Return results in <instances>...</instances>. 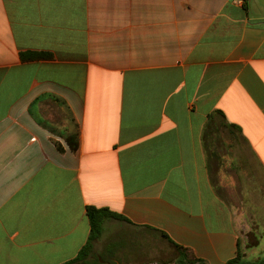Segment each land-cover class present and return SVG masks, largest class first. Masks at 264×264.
I'll return each mask as SVG.
<instances>
[{
  "label": "crops",
  "instance_id": "crops-1",
  "mask_svg": "<svg viewBox=\"0 0 264 264\" xmlns=\"http://www.w3.org/2000/svg\"><path fill=\"white\" fill-rule=\"evenodd\" d=\"M243 147L264 170V0H0V264H227ZM88 206L131 235L78 259Z\"/></svg>",
  "mask_w": 264,
  "mask_h": 264
},
{
  "label": "rangeland",
  "instance_id": "rangeland-1",
  "mask_svg": "<svg viewBox=\"0 0 264 264\" xmlns=\"http://www.w3.org/2000/svg\"><path fill=\"white\" fill-rule=\"evenodd\" d=\"M239 145L247 144L242 141ZM235 158L237 174L233 173V176L242 179V184L247 187L248 191L244 193L249 194V196L242 199V205L239 199L227 200L235 206L238 213L245 212L244 221L238 225L237 232L241 239L242 257L244 258L245 249L250 248L249 262L254 263L256 258L264 260V170L252 157L247 147L236 151ZM228 178H230L229 175ZM125 226L122 222L110 224L104 237L109 239L131 235V231L125 229ZM258 240H260L259 246L254 247ZM174 256L173 252L164 249L162 264H177L174 261Z\"/></svg>",
  "mask_w": 264,
  "mask_h": 264
},
{
  "label": "trees",
  "instance_id": "trees-1",
  "mask_svg": "<svg viewBox=\"0 0 264 264\" xmlns=\"http://www.w3.org/2000/svg\"><path fill=\"white\" fill-rule=\"evenodd\" d=\"M217 116H221L223 117V114L220 112H216L214 114H211L209 117V122L207 124V126L205 127L204 133H203V141H205V145H206V137H211L214 133H213V123L216 121ZM226 124V126L228 128H231L230 130L233 132V130H238V127H235L234 125H229L226 121L224 122ZM74 149L77 148V146H73ZM87 216L89 218V222H90V235H89V239L87 244L85 245V247L82 249V251L80 252L78 259L82 258L83 256H85L93 247V244L96 240H98L99 238L102 237V235L105 232V223L107 221H119V222H126V223H131V221L129 219H127L125 216L116 213L108 208H97L94 206H88L87 207ZM162 236L168 240L171 244H173L177 250L182 254V247H180L179 245H176L175 243H173V241L164 233L162 232ZM256 246V245H255ZM241 244L239 243V251L237 253V256L230 260L227 264H264V260H260L257 262H247L244 260V258L242 257V252H241ZM191 264H204L202 261H197V262H192Z\"/></svg>",
  "mask_w": 264,
  "mask_h": 264
}]
</instances>
